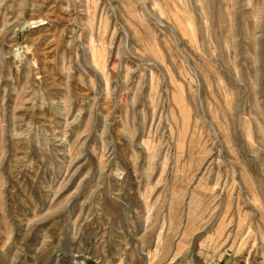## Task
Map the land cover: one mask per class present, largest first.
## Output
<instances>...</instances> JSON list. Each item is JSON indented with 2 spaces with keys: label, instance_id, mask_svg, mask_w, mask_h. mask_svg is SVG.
Returning <instances> with one entry per match:
<instances>
[{
  "label": "rangeland",
  "instance_id": "obj_1",
  "mask_svg": "<svg viewBox=\"0 0 264 264\" xmlns=\"http://www.w3.org/2000/svg\"><path fill=\"white\" fill-rule=\"evenodd\" d=\"M0 264H264V0H0Z\"/></svg>",
  "mask_w": 264,
  "mask_h": 264
}]
</instances>
